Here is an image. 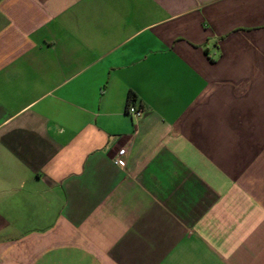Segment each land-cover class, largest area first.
I'll list each match as a JSON object with an SVG mask.
<instances>
[{
	"label": "crops",
	"instance_id": "0c3cea01",
	"mask_svg": "<svg viewBox=\"0 0 264 264\" xmlns=\"http://www.w3.org/2000/svg\"><path fill=\"white\" fill-rule=\"evenodd\" d=\"M0 264H264V0H0Z\"/></svg>",
	"mask_w": 264,
	"mask_h": 264
},
{
	"label": "built area",
	"instance_id": "2783aa9c",
	"mask_svg": "<svg viewBox=\"0 0 264 264\" xmlns=\"http://www.w3.org/2000/svg\"><path fill=\"white\" fill-rule=\"evenodd\" d=\"M127 113L136 117L137 119H139L140 117H142L144 111L142 109H137L134 106L129 105L127 108ZM126 156H127V152L125 149H121L118 154L117 157L114 159V163L116 165L119 166H123L126 164Z\"/></svg>",
	"mask_w": 264,
	"mask_h": 264
}]
</instances>
